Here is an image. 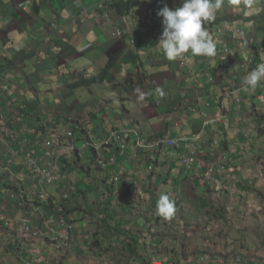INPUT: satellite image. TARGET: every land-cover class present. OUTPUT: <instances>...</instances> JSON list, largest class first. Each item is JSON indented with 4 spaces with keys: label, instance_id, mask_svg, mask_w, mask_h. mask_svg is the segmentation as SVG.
Segmentation results:
<instances>
[{
    "label": "crops",
    "instance_id": "1",
    "mask_svg": "<svg viewBox=\"0 0 264 264\" xmlns=\"http://www.w3.org/2000/svg\"><path fill=\"white\" fill-rule=\"evenodd\" d=\"M19 1L0 0V117H3L0 125L11 130L24 126L33 133L17 137V156L7 158L13 172L1 178L0 188H10L15 183L30 189L25 160L28 140L35 143L42 136H64L66 128L73 129L80 123L84 127L83 137L89 132L103 137L112 131L130 130L145 138L161 137L180 144L179 147L165 145L154 152L155 162L158 161L155 165L150 163L149 153L133 145L122 150L120 143L114 142L100 152V156L114 154L118 158L117 166L110 170L101 169L92 152L81 157L69 155L70 163L63 170L76 188L85 191L90 187L87 195L94 197L91 192L96 189L95 183L93 186L91 183L101 181V176L106 174L109 184L111 176L120 175L122 184L115 183L116 187L133 194L142 190L143 197L148 188L159 195L173 188L175 195L192 202L214 195L245 198L248 193L263 202L264 84L252 91L243 83L253 69L246 51L250 48L245 45L249 37L243 36L251 31L250 25L228 21L209 27L216 43L215 56H192L189 52L169 61L157 44L163 19L157 13L163 7L138 8L125 16L112 10L115 0H35L40 8V13L35 15L31 10L18 9ZM165 2L170 9L182 4V0ZM258 3L251 0V7H246L242 0L239 3L223 0L216 17H231L237 12L254 14L257 8L251 12L248 9ZM134 25H138L139 32H128ZM120 27L127 32L124 38L114 35ZM229 45L235 49L236 56L222 68L217 54L221 56ZM181 60H186L184 66ZM137 86L145 95L143 100L140 93L133 91ZM157 88L163 89L162 97L156 93ZM20 106L27 115L20 113ZM20 116L24 118L10 123ZM217 117L223 121L216 122ZM198 132L203 136V152L194 170L185 172L182 157L192 152L193 141L183 139ZM80 136L77 134L79 139ZM224 156L228 158L227 173L215 189L205 187L200 181L201 174L215 157L221 162ZM125 158L127 163L123 164ZM75 160H80V166L71 164ZM160 174L162 177L156 179ZM108 183L101 190L106 186L105 192L110 193ZM234 186L236 190L231 193ZM250 187L254 190H249ZM122 194L115 193L114 198L121 199ZM14 211L13 216L19 217L20 211ZM201 211L198 208L196 214ZM190 214L196 216L193 211ZM92 220L81 223L85 229L92 223L98 227V220L93 217ZM144 224L135 222L136 227ZM263 225L264 220L260 223ZM84 228L73 240L83 248L93 235L87 231L83 236ZM9 234L6 240L12 239L10 242L15 245H9L7 251L16 258H6L9 254H5L0 260L2 264H23L14 253L16 249L25 254L46 250L40 240L25 239L14 231ZM141 238L140 245L146 242ZM179 256L180 263L198 264L192 260L195 254ZM235 260L219 264H237Z\"/></svg>",
    "mask_w": 264,
    "mask_h": 264
},
{
    "label": "built area",
    "instance_id": "2",
    "mask_svg": "<svg viewBox=\"0 0 264 264\" xmlns=\"http://www.w3.org/2000/svg\"><path fill=\"white\" fill-rule=\"evenodd\" d=\"M228 53L231 56L230 49H226L222 58L223 61H226ZM261 62H264V56ZM23 118L24 116L17 117L15 120H10V123H17L18 120ZM0 120L2 119L0 118ZM217 121L222 122L223 120L218 117ZM83 131L84 127L78 123L74 125L73 129L66 128L63 133L65 139L62 135H55L54 137L42 136L43 138L35 143L28 140L30 144L25 151V160L30 189H25L15 183H12L10 188H0V203L5 205V212L0 214V229L8 233L14 231L17 235L21 234L25 239L40 240L46 249L39 253H35L36 251L33 250L31 254H25L17 249L14 250V253L23 264H70L69 252L73 240L84 226L76 220L75 214L66 209V203L71 199L72 193L76 191V187L70 183L67 173L63 170V167L67 165L69 150H74L79 157L87 154L88 151L92 152L95 154L97 165H100L103 170H110L112 167L117 166L118 158L114 154L100 156V152L106 147L112 146L114 142L120 143V148L126 150L127 144L125 142L130 141L136 149L149 153V159L153 160L156 157L154 152L161 147L165 145L179 147L180 145L179 141L160 137L148 140L130 130L112 131L103 137H97L91 132L83 137L82 134L85 133ZM26 133L33 132H30L24 126L11 130L7 125H1L0 180L4 175L13 172V167H11L7 158L9 155L17 156L15 152V146L18 143L17 137ZM77 134H81L80 139ZM183 141H193L190 144L193 148L192 152L182 157L186 172H191L199 161L203 147L202 133H195L191 138H184ZM19 144L20 146L23 145V143ZM222 159L221 162H218L217 157H215L206 169L204 178L212 185L217 184L221 177L227 173L228 158L224 156ZM125 163H127L126 158L123 160V164ZM110 180L121 184L120 175H113ZM50 188H53L54 191L52 192ZM138 193L142 194L143 191L138 190ZM51 198L55 199V202L50 208H47L45 205H49ZM6 202H8V206L5 204ZM14 210L20 211L19 217L13 216V213H16ZM82 235H84V231ZM11 240H9V245H15L11 244ZM150 256L147 257L148 264L169 263L166 257H157L155 253H150ZM235 261L239 263L242 260L237 258ZM104 263L107 262L98 259L97 262H88L87 264Z\"/></svg>",
    "mask_w": 264,
    "mask_h": 264
},
{
    "label": "trees",
    "instance_id": "3",
    "mask_svg": "<svg viewBox=\"0 0 264 264\" xmlns=\"http://www.w3.org/2000/svg\"><path fill=\"white\" fill-rule=\"evenodd\" d=\"M258 1L259 3L254 8L248 9V11L251 12V10L257 8L258 10L255 11L256 14L237 12L234 14V16L231 17H225L223 19L215 18L214 21H209L211 23H216V24L222 21H239L238 23H244L245 25H252V31L250 32V34H248V36L245 37H249L246 40V42L252 47V50H254L255 59L253 60V62L257 64L261 62V56H264V0H258ZM162 2L164 1L159 0V3ZM150 4H151L150 0H116L112 5V9L116 10L117 13L119 14L128 15L134 9H137L139 7H147ZM22 106L26 107L25 105ZM22 106L18 107L20 113H22L23 115H27L26 111L23 109ZM145 139L152 140V138H145ZM125 143L127 145H133V143H131L130 141ZM202 152H203V148L200 152V156ZM155 161H156V157L154 159V162ZM67 163L70 162L67 161ZM79 163L80 160L79 161L75 160V162L71 164H76L80 166ZM156 163H158V161L155 162V165ZM205 173L206 170L201 174L200 181L205 185V187L213 186L211 182H209L207 179L204 178ZM159 177H162V175L161 174L158 175L156 179H159ZM101 178L102 179L97 184L98 186H96V189H94L91 192V194L94 195V197L93 196L91 197L94 198V202H95V206L92 207L93 208L92 210L88 209L84 211L82 209L81 202H83L85 206V197H82L79 200V197L81 195L88 194L87 191L90 190V187L87 188V190L85 191H82L80 188H76L75 191L76 193H72L71 199L69 200V202L66 203V209L70 213L78 214V213L87 212L92 214V217L98 220L96 222L98 224L97 231L93 233L91 240L85 245L84 251L86 252V254L92 253L98 255L99 257H104V255H108V257L113 256L114 260H116V258L118 257L120 262L121 260L124 259L122 254L128 253L133 257H135V260L144 261L143 258H145V256L142 253L148 252L150 245H153V249H155V251L157 249L159 251L161 250L160 254L165 253L166 257L169 259L168 264H182L179 262L180 261L179 255L182 254L183 249L182 246L178 247V243L184 242L187 239V237L188 238L190 237L187 234L181 232L179 229L177 230L175 228L166 229L165 226L163 227L162 230L160 229L161 226H163V222H164L163 219L165 218L157 215L155 206L161 194L159 195L158 192H156L155 190H153L152 192V188H148V191L146 190L144 193L145 199L141 200L135 191L134 194L132 191L129 192V190L124 191L120 188V186L116 187L114 181H112V183L109 184L106 174L104 176L102 175ZM163 180L165 179L163 178ZM105 183H108L107 191H110L111 195L108 199L104 200V196H102L99 192H101V186L104 185ZM91 184L93 186L94 183ZM150 187H152V185H150ZM249 190H254V188L250 187ZM120 191H124L122 192L123 193L122 198L115 199L114 194L115 193L119 194ZM167 191L168 189H166L165 193L162 194L168 195L175 192V191H169V192ZM146 195H148L149 197H146ZM206 201L207 200H205V202ZM54 202L55 199L51 198L49 205L47 204L45 206L47 208H50L54 204ZM209 204H210L209 209L206 210L207 212L205 211L206 213L204 212V215L208 217L209 220L214 219L215 222H220L224 219L225 221H222V225L227 226L226 224L227 218L225 217L226 209L224 207H219L215 203H209ZM141 206H146L148 210L146 211ZM114 208L116 210H113ZM128 210L130 212L125 214ZM181 210L182 209H180V211ZM118 211H120V213H123L125 215L134 214L140 217H146L150 219L153 218V222H150L148 224L145 223L142 227H136L135 222L131 221L128 218L124 219L123 221L115 220L114 219L115 215L113 213H117ZM178 211L176 209L175 214L172 217H177L176 213ZM158 223H160V227L156 226V224ZM128 226L130 227L129 229ZM231 228H235V227L231 226L230 228H228V230H230ZM87 231H89L88 228ZM147 235L150 236L151 240L156 239L154 244H152L153 242H144L143 244L140 245L138 242L139 239L143 237L144 241H146ZM201 238L204 239L205 236L202 235ZM261 242H263V239ZM200 251H204V250L197 248L195 251V256L192 257V260H194L198 264H201V262L199 261H203V260H198L200 257L203 259H205L206 257L205 254H200ZM100 259H102L103 261H107L105 257ZM135 260H128L127 264H133L132 261ZM72 262H74V260L73 259L71 260L70 258V264ZM115 264H119V263L115 262Z\"/></svg>",
    "mask_w": 264,
    "mask_h": 264
},
{
    "label": "rangeland",
    "instance_id": "4",
    "mask_svg": "<svg viewBox=\"0 0 264 264\" xmlns=\"http://www.w3.org/2000/svg\"><path fill=\"white\" fill-rule=\"evenodd\" d=\"M29 2L31 5H35L36 7H38V9H36L37 14L40 13V8L35 2V0H29ZM42 16H44V14H42ZM255 66L256 65H253V68ZM19 115L20 114L18 113L15 116H19ZM0 118L2 119L3 117L1 116ZM68 154L72 156H77V153L74 150H69ZM153 162L154 160L150 159V163ZM152 174L153 175L151 177H153L155 173L153 172ZM98 180L93 181V183H95V185L93 184L95 188L96 186H98L97 184L100 182ZM227 183L229 182L227 181ZM227 185L229 186L230 184ZM216 186L217 184H214L212 186V189H215ZM235 190H236L235 186L233 187V190L230 189L231 193H234ZM105 191H106V186H104L101 192L99 193L102 196H104V199H108L111 194L108 192L105 193ZM169 191H175V189L169 188ZM225 191L227 190L225 189ZM136 193L141 200H144L143 195H141L138 192ZM168 196L172 201H174L175 209L179 211L176 213L177 217L163 219L164 220L163 226H161L160 229L162 230L164 226L166 227V229L169 228L170 229L175 228L176 230L179 229L181 232L187 234L190 237L188 238L186 235L187 239L184 242L178 243V247L182 246L183 249L182 254L185 253L186 255L188 254L193 255L195 254L196 249L199 248L201 250H204V251H200V254H205L206 256L205 259L201 257L198 259V260H203V261H199L201 262V264H219L222 261H226L229 259L230 261H234L237 258L242 259V261L237 264H264V225L263 227L260 226L261 221L264 220V200L262 202V200H260L259 198H257V200L254 199L256 195L255 194L252 195L251 193H248L247 197L245 198L239 195L231 194L232 199H226L227 197L224 195H220V196L214 195L211 197L208 196V197L200 198L199 201H195V202L188 201L185 197H182L181 195H175V192H173L172 194H168ZM81 197L82 195L79 197V200L81 199ZM84 197H85V206L84 203L81 202L82 209L84 211L88 209L92 210L93 209L92 207L95 206L94 198H92L90 195L87 194H84ZM205 200L207 201L205 202ZM209 203H215L219 207H224L226 209L225 217L227 218L226 219L227 226L222 225V221H225L224 219L220 222H215L214 219L209 220L208 217L204 215V212L207 209H209L210 206ZM5 204L8 206V202H6ZM141 207L146 211L148 210L146 206H141ZM198 208L203 209V211L196 214ZM180 209L182 210L180 211ZM4 210H5L4 203H0V214L1 212H5ZM113 210L116 209L114 208ZM191 211H193L196 216L191 215L190 214ZM129 212L130 211L128 210L125 214ZM113 214L115 215L114 219L117 221H123L124 219L128 218L131 221L138 222L140 224H144V223L148 224L150 222H153V218L150 219L146 217H140L134 214L125 215L123 213H120V211ZM75 218L79 223L85 222L87 224L88 222L93 221L92 214L87 212L75 214ZM90 225L91 227L90 226L87 227L90 232L89 235L97 231V226L94 227L95 225L94 223ZM156 226L160 227V223L156 224ZM231 226L235 228H231L230 230H228V228H230ZM87 228L86 229L84 228L83 231L87 232ZM9 235L10 234L8 232L0 229V250H2L1 251L2 256H0L1 261L3 259L2 257H4L5 254H9L5 256L6 258H10L11 256L13 258H16L14 255H12V253H8L7 251L9 246V241L6 240V238H8ZM202 235L205 236L204 239L201 238ZM141 239H143V237ZM262 239L263 242H261ZM88 240H91L90 237L88 238ZM150 240H151L150 236L147 235L146 242H149ZM75 244L76 243L72 244L75 246L74 250H72L71 247L72 254H70L69 252L71 260L72 259L74 260V262H72L71 264H87L88 262L93 263V262H97L98 259L104 257L107 260L105 261L107 263L104 264H115V262H118L119 264H127L128 260H135V257H133L128 253L122 254L124 259L121 260L120 262L118 257L116 258V260H114L113 256L108 257V255H104V257H99L98 255L92 253L86 254L82 244L79 245H75ZM150 253L153 254L155 253V255H157V257L159 256L160 258L166 257L165 253L162 252L163 254H160L161 250L159 251L156 249L155 251V249H153V245H150L148 252L142 253L145 256V258H143L144 263L143 262L141 263L139 260L132 261V263L147 264V257L148 256L151 257ZM167 260L169 261L168 258Z\"/></svg>",
    "mask_w": 264,
    "mask_h": 264
},
{
    "label": "clouds",
    "instance_id": "5",
    "mask_svg": "<svg viewBox=\"0 0 264 264\" xmlns=\"http://www.w3.org/2000/svg\"><path fill=\"white\" fill-rule=\"evenodd\" d=\"M163 1L164 2L159 3V0H150L151 4L147 7H163L157 13L158 16L163 18L162 33L158 39L157 44L162 49V53L166 57V59H168L169 61H174L181 57L183 54L189 52L192 56H215L216 43L213 36L209 32V27L213 28L228 21H222L217 24L211 23L209 21H214L215 18L223 19L225 17H229H216L217 11H219L223 5V0H182L181 6L175 9H170L165 5V0ZM236 2L239 3L241 2V0H236ZM242 2L246 7H251V0H242ZM17 8L22 10H24V8L31 10L33 14L35 13V15H37L36 9H38V7H36L35 5H31L27 0H20L17 4ZM137 9H134L133 11ZM153 21L158 22V19L156 17H153ZM242 25L244 26L245 24L242 23ZM250 28L252 31V25H250ZM130 31H133L134 34L139 32L138 25H134L128 32ZM242 32H240L241 35ZM126 33L127 32L124 31V28L120 27L114 35L117 38H124ZM212 33L214 34V31H212ZM243 36L245 37V35ZM132 41L133 43L135 42V40ZM245 45L250 48L246 49V51H248L250 54V63L256 66L247 73V75L244 77L243 83L247 86V88L255 91L258 86L264 84V62H261L259 64L253 62V60L255 59L254 50H252V47L247 42H245ZM226 49H230L232 52L231 56H229L228 53L226 61L222 60L223 56L225 55V51L222 52L221 56L217 54V60L220 59L219 66L222 68L225 67L229 59H232L234 56H236L235 49L231 45L224 48V50ZM262 58L263 56H261V60ZM185 64L186 60H181V65L184 66ZM133 91L140 93V98L142 100L145 98L144 93L141 92L138 86L135 87ZM156 93L161 97L164 95V91L162 88H157ZM220 115L222 116L224 115V113L220 112ZM217 119L218 117L216 118V122H219L217 121ZM155 208L157 215L166 219L171 218L175 214L176 210L174 201H172L167 194H161L159 196Z\"/></svg>",
    "mask_w": 264,
    "mask_h": 264
}]
</instances>
